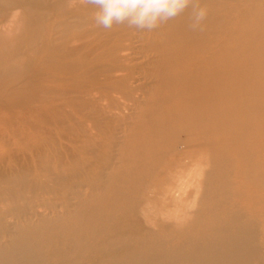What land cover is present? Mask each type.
<instances>
[{
    "label": "bare ground",
    "instance_id": "6f19581e",
    "mask_svg": "<svg viewBox=\"0 0 264 264\" xmlns=\"http://www.w3.org/2000/svg\"><path fill=\"white\" fill-rule=\"evenodd\" d=\"M201 3L0 0V264H264V0Z\"/></svg>",
    "mask_w": 264,
    "mask_h": 264
},
{
    "label": "clouds",
    "instance_id": "9594fccd",
    "mask_svg": "<svg viewBox=\"0 0 264 264\" xmlns=\"http://www.w3.org/2000/svg\"><path fill=\"white\" fill-rule=\"evenodd\" d=\"M96 7L93 13L98 26L110 29L114 24H127L149 31L175 19L191 7V27L201 26L208 9L201 0H87Z\"/></svg>",
    "mask_w": 264,
    "mask_h": 264
}]
</instances>
